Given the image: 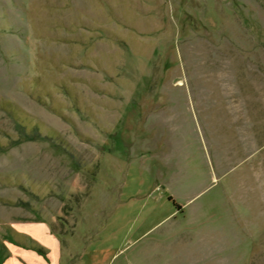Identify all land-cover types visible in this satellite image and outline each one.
Here are the masks:
<instances>
[{"label": "rangeland", "instance_id": "obj_1", "mask_svg": "<svg viewBox=\"0 0 264 264\" xmlns=\"http://www.w3.org/2000/svg\"><path fill=\"white\" fill-rule=\"evenodd\" d=\"M81 254L264 264V0H0V264Z\"/></svg>", "mask_w": 264, "mask_h": 264}, {"label": "crops", "instance_id": "obj_2", "mask_svg": "<svg viewBox=\"0 0 264 264\" xmlns=\"http://www.w3.org/2000/svg\"><path fill=\"white\" fill-rule=\"evenodd\" d=\"M28 218H30V217H28ZM30 219L35 221L36 218L34 219V218L31 217ZM47 221H48V220H47ZM48 224L51 225V222L48 221ZM37 225H38V224H37ZM43 226H44V229H46V228L48 229L47 233H48V232L50 233V232L52 231V237H51L52 239L55 238V234L58 235V236L60 237V234H59L58 232H55V231L52 229V226H51V229H49V227H48L47 225H44V224H43ZM33 233H34V232L31 231L30 233L27 234V236H31L30 238H31L32 240H34V241H35V240H39V237H35V235H34ZM31 234H32V235H31ZM66 234H67L71 239H72L73 236L75 235V233H73V234H72V233H69V234L66 233ZM71 252H72V251H70V254H71ZM73 254H75V252H73ZM77 255H78V253L75 254V257H76ZM79 258H80V260H81V263H80V264H83V262H84V264H87L86 254H81V256H79ZM64 262H66V260H65ZM64 262H63V263H64ZM57 264H60V262L57 261Z\"/></svg>", "mask_w": 264, "mask_h": 264}]
</instances>
